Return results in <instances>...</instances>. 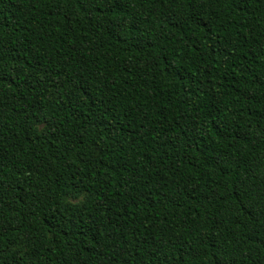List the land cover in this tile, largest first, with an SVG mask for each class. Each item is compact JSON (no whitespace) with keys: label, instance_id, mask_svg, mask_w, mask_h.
Listing matches in <instances>:
<instances>
[{"label":"trees","instance_id":"trees-1","mask_svg":"<svg viewBox=\"0 0 264 264\" xmlns=\"http://www.w3.org/2000/svg\"><path fill=\"white\" fill-rule=\"evenodd\" d=\"M0 264H264V0H0Z\"/></svg>","mask_w":264,"mask_h":264},{"label":"snow or ice","instance_id":"snow-or-ice-1","mask_svg":"<svg viewBox=\"0 0 264 264\" xmlns=\"http://www.w3.org/2000/svg\"><path fill=\"white\" fill-rule=\"evenodd\" d=\"M108 2L118 8L121 6V4L126 3L127 0H108ZM117 26H119V25H117Z\"/></svg>","mask_w":264,"mask_h":264},{"label":"rangeland","instance_id":"rangeland-1","mask_svg":"<svg viewBox=\"0 0 264 264\" xmlns=\"http://www.w3.org/2000/svg\"><path fill=\"white\" fill-rule=\"evenodd\" d=\"M70 203L72 204H76V203H79L81 201V198L78 199V198H69L68 199Z\"/></svg>","mask_w":264,"mask_h":264}]
</instances>
